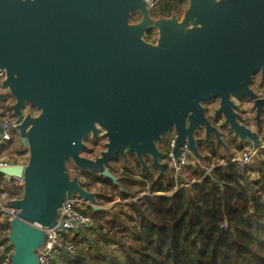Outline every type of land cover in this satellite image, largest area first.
<instances>
[{"label":"water","instance_id":"water-1","mask_svg":"<svg viewBox=\"0 0 264 264\" xmlns=\"http://www.w3.org/2000/svg\"><path fill=\"white\" fill-rule=\"evenodd\" d=\"M135 14L141 18L132 22ZM0 69V107L13 98L10 110L28 151L27 162L0 167L23 189L4 201L18 210L6 238L14 246L12 264H40L38 251L65 200L79 196L101 209L99 193L70 165L119 184L113 161L129 164L135 156L144 171L148 156L161 178L164 136L176 134V158L187 141L204 162L201 128L207 138L213 131L228 155L204 106L216 98L215 118L222 116L234 136L262 145L237 120L233 96L250 98L258 114L264 107L250 86L254 74L264 73V0H187L181 16H153L146 0H0ZM99 136L104 149L84 155Z\"/></svg>","mask_w":264,"mask_h":264},{"label":"trees","instance_id":"trees-1","mask_svg":"<svg viewBox=\"0 0 264 264\" xmlns=\"http://www.w3.org/2000/svg\"><path fill=\"white\" fill-rule=\"evenodd\" d=\"M186 5L187 0H160L154 14L181 13ZM156 34L155 29H150L148 39L155 41ZM94 152V146L86 151L89 155ZM134 165L141 167L139 161ZM83 174L91 177L95 172ZM147 175L152 194L127 203L128 216L121 212L133 225L119 224L124 222L122 214L111 220L113 228L119 226L128 241L118 243L113 251L100 249L53 264H264V179L259 186L258 181L249 183L244 172L230 163L217 166L201 181L168 194L176 186L173 180ZM95 177L113 184L103 176ZM0 181L14 182L1 174ZM13 187L20 188L13 193L21 196L22 187ZM157 192L164 194L156 195ZM131 194L124 189L121 193L123 199ZM93 213L97 218L101 212Z\"/></svg>","mask_w":264,"mask_h":264},{"label":"rangeland","instance_id":"rangeland-1","mask_svg":"<svg viewBox=\"0 0 264 264\" xmlns=\"http://www.w3.org/2000/svg\"><path fill=\"white\" fill-rule=\"evenodd\" d=\"M186 7V6H185ZM156 8L152 9V15L156 16L154 14ZM178 15H182V12ZM141 16L139 14H135L132 17V22L139 21ZM157 37V34H156ZM29 111H32L34 113H38V110L36 108H28ZM170 133H167L164 136V146L162 147L165 149V144L167 143L168 136ZM88 141V140H87ZM106 141V140H105ZM105 141L102 139V141L99 143L101 146L96 148V153L100 149H103V146ZM104 142V143H103ZM89 146L91 147V142H88ZM243 149H235V150H228V155H225V151L220 152L219 154L215 155L216 157H209L205 158L203 164L210 165L217 163L219 159L222 157H225L226 159L233 158L240 154L245 148ZM222 150V149H221ZM87 150H84V155H89V153H86ZM95 153V154H96ZM206 155V153H205ZM0 156H3L6 160L14 161V163L17 161L19 162H27L28 160V151H26L22 145L21 138L17 132V138H15L13 141L5 142L2 145ZM93 156V155H89ZM113 167L115 169L116 175L120 177V183L115 184H108L101 181H94L92 179H88L84 172L81 170H77L74 168L73 165H70L71 172L72 173H78L82 179V183L85 184L84 186L91 190L96 191L99 193L98 195V202L97 206L101 207V209L95 210L92 206V203L88 204L86 210L90 214H94L93 210L100 211L101 213L98 214L97 218L95 219V225L84 231V233L81 232V234L77 237L76 241V247H77V253L76 256L72 259H77L79 255H91V253L104 249L103 251H111L115 247H118V243H121L122 241H128V236H123L125 232L119 231L116 226L113 228L112 224L113 222L111 220H114L116 214H122L121 221L119 224L122 225H128L129 227L133 225V221H129L128 217L126 218L123 213H127L126 216L129 215L130 210L127 208V203L133 202L138 200V198L143 197L144 194H152L150 191V185L148 180V175H145L143 170L139 168H135V165L133 163V157L129 156V164H126V162L120 158L117 161H114ZM199 172H201L199 170ZM98 174V173H97ZM149 174V173H148ZM245 178L248 180L249 183H253L255 181L257 186H259L264 179V151H260L253 163L244 171ZM155 177L158 176L157 173L154 174ZM173 173L171 169L167 166V170L165 169V175L164 180H173ZM193 174L189 175L188 178H193ZM174 181V180H173ZM177 183V181H174V183ZM146 183V184H145ZM175 183V184H176ZM18 185L16 181L14 182H5L0 181V204L4 203L5 200L14 198L17 196L15 192H19L20 188L15 189L13 186ZM21 187V186H20ZM122 188H124V191L130 192L131 197L128 199L122 198ZM13 188L15 190H13ZM177 189H173L168 194L173 193ZM3 221L7 220V217H3ZM110 221V222H109ZM129 232V231H128ZM113 251V250H112Z\"/></svg>","mask_w":264,"mask_h":264},{"label":"built area","instance_id":"built-area-1","mask_svg":"<svg viewBox=\"0 0 264 264\" xmlns=\"http://www.w3.org/2000/svg\"><path fill=\"white\" fill-rule=\"evenodd\" d=\"M146 1L152 10L157 7L160 0ZM4 78L5 71L0 69V89L1 81ZM9 105L10 103H8V106ZM0 123L3 127V136L0 138L1 151L2 145L5 142L14 140L17 137L18 131L16 128V117L12 115L10 109L0 118ZM175 143L176 134L170 133L164 151L166 152L165 162L173 173V180L177 181V183L175 182L176 186L174 189H179L183 186H190L201 181L203 176L210 175L217 166H226L230 163H234L239 171L244 172L253 163L262 149V145L259 147L249 146L233 158H221L217 163L206 165L196 157L187 141L181 147L179 156L176 158L173 152ZM202 154L204 155V159L207 158L205 153ZM10 163H14V161L6 160L3 156H0V167ZM199 170L203 173L202 176H199ZM191 174L194 175L192 176L193 178H188ZM16 183L22 187V181H16ZM158 193L162 192H157L155 194ZM17 197L19 196L14 198ZM88 204V202L84 201L79 196H75L72 199H67L63 202L60 207L61 214L58 218L59 224L47 230V244L44 249L38 251L40 264L64 262L76 256V236L82 231H86L95 225L93 215L86 210ZM17 211L18 210L15 208L7 207L4 203L0 204V256L3 264H12L14 246L6 238L11 230V227H7V224H10ZM3 217H7V220L3 221Z\"/></svg>","mask_w":264,"mask_h":264},{"label":"flooded vegetation","instance_id":"flooded-vegetation-1","mask_svg":"<svg viewBox=\"0 0 264 264\" xmlns=\"http://www.w3.org/2000/svg\"><path fill=\"white\" fill-rule=\"evenodd\" d=\"M250 86L254 90V92L257 93L259 99H264V73L262 72V70H260L259 72L253 75ZM233 99L240 107L238 110L240 116L238 115L236 117L237 120H239L241 124L245 125L247 128L251 129L252 131H255L258 134L259 138L262 140L261 150L264 151V107L261 109V112L258 114V107L254 106V102H252L250 98L233 96ZM11 101H13L12 97H8V99L3 101V104L0 107V112H1L0 118L5 114L7 110L10 109V105L8 106V103L11 104L12 103ZM218 103L219 100L216 98L205 102L204 106L207 115L211 119V121L220 127L219 129L222 131V137L227 150L243 149L246 146L248 147L253 146L250 142L234 136L232 130L230 129V126L228 124L225 125L222 124L223 123L222 116L215 118L214 114H215V109L218 107ZM196 138L198 140V144L202 153H209L211 156H215L220 152L225 151L224 146L221 143H218L216 135L213 131L210 133L209 138H207L206 131L203 128L198 129V131L196 132ZM102 139L104 141L106 140V138L99 136L97 140L94 141L89 140L88 142H91L92 144L91 148L94 146L96 149L101 146L100 142L102 141ZM102 146L104 149V145ZM101 150L102 149L97 151V153L96 152L91 153V155L94 156L96 154H99ZM132 157H133V163L135 164L138 160L135 156ZM146 161L149 167L148 169L143 171L145 175H147L148 173L159 174V170L153 164L151 158L146 156ZM74 168L76 167L74 166ZM139 169H141L142 171V165ZM111 171L114 174H116L114 167L111 169ZM96 175L101 176L95 172L94 175L91 174V177H87V176L86 177L88 179H92L98 182L97 178L95 177Z\"/></svg>","mask_w":264,"mask_h":264},{"label":"crops","instance_id":"crops-1","mask_svg":"<svg viewBox=\"0 0 264 264\" xmlns=\"http://www.w3.org/2000/svg\"><path fill=\"white\" fill-rule=\"evenodd\" d=\"M17 138V137H16ZM206 157L207 158H211V157H213V156H211L209 153H206ZM214 157H216V156H214ZM222 158H225V157H222ZM19 162V161H18ZM5 177V176H4ZM6 179H7V181H11V180H9L7 177H5ZM14 181H16V180H14Z\"/></svg>","mask_w":264,"mask_h":264}]
</instances>
